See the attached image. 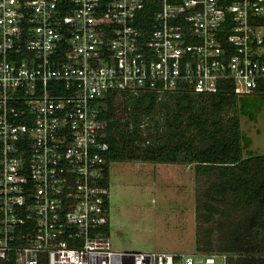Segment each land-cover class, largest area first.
Masks as SVG:
<instances>
[{
	"label": "built area",
	"instance_id": "built-area-1",
	"mask_svg": "<svg viewBox=\"0 0 264 264\" xmlns=\"http://www.w3.org/2000/svg\"><path fill=\"white\" fill-rule=\"evenodd\" d=\"M264 85V0H0V264H227L113 250L112 94Z\"/></svg>",
	"mask_w": 264,
	"mask_h": 264
},
{
	"label": "trees",
	"instance_id": "trees-1",
	"mask_svg": "<svg viewBox=\"0 0 264 264\" xmlns=\"http://www.w3.org/2000/svg\"><path fill=\"white\" fill-rule=\"evenodd\" d=\"M259 91L264 85L252 94ZM115 95L104 100L101 115L110 146L107 184L111 162L178 163L183 158L195 164L198 175L212 178L201 205L205 220L227 215L220 205L247 212L245 223L228 231V247L220 251L238 254L243 248L248 255H238L232 264H264V154L244 157L240 120L223 116L239 97L232 86L225 83L217 93L204 94L182 85L160 98L146 91L120 103Z\"/></svg>",
	"mask_w": 264,
	"mask_h": 264
},
{
	"label": "rangeland",
	"instance_id": "rangeland-1",
	"mask_svg": "<svg viewBox=\"0 0 264 264\" xmlns=\"http://www.w3.org/2000/svg\"><path fill=\"white\" fill-rule=\"evenodd\" d=\"M125 98L116 94L114 101ZM223 116L240 120L244 157L264 154V92L240 95ZM110 182L113 250L189 254L207 247L211 249L208 253L226 255L227 264L238 255H248L243 248L238 254L220 251L228 247V231L243 225L247 212L220 205L227 215L218 213L205 220L201 205L208 199L205 192L212 178L198 175L195 164L183 158L178 163L111 162Z\"/></svg>",
	"mask_w": 264,
	"mask_h": 264
}]
</instances>
